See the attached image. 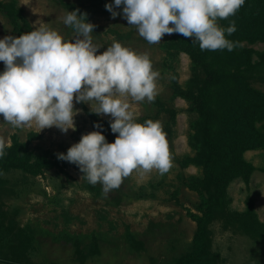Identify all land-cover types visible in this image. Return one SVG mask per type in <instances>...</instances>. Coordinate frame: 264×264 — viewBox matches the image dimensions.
Instances as JSON below:
<instances>
[{
	"label": "rangeland",
	"instance_id": "rangeland-1",
	"mask_svg": "<svg viewBox=\"0 0 264 264\" xmlns=\"http://www.w3.org/2000/svg\"><path fill=\"white\" fill-rule=\"evenodd\" d=\"M0 2L13 4L17 12L12 21L0 9V39L18 38L44 24L66 42L72 41L76 33L63 18L79 9L96 26L91 35L100 48L98 55L115 42L147 54L153 70L159 72L155 100L137 103L129 98V102L136 122L161 123L173 163L164 175L153 171L141 179L133 173L105 197L101 184L88 183L78 166L58 159V154L66 155L83 135L101 131L92 116L111 123L110 116L96 115L89 104L76 103L80 112L76 130L64 133L56 127L13 128L0 115L2 158L17 140L25 145L31 161L45 157L53 163L35 175L0 165V258L12 257L20 264H179L193 251L202 204L215 190L201 165L185 163L206 151L200 116L178 95L179 90L197 93L205 79L203 70L188 54L170 47L173 34H166L159 44H149L123 18L122 6L116 9L121 15L113 19L105 5L114 0ZM243 46L264 51L261 42ZM4 70L0 62V74ZM247 81L264 92V67L248 74ZM34 134L37 137L31 140ZM194 134L196 148L190 145ZM243 159L251 178L232 180L230 203L213 209L207 225V264H264V227L258 225H264V150H248ZM249 202L254 204L255 219L248 215Z\"/></svg>",
	"mask_w": 264,
	"mask_h": 264
},
{
	"label": "clouds",
	"instance_id": "clouds-1",
	"mask_svg": "<svg viewBox=\"0 0 264 264\" xmlns=\"http://www.w3.org/2000/svg\"><path fill=\"white\" fill-rule=\"evenodd\" d=\"M245 0H114L106 10L115 19L121 13L149 44L167 35L180 34L199 43L201 51L240 46L226 39L236 32L235 22L224 29L218 20L233 17ZM63 23L76 38L66 42L55 30L41 24L18 38L0 39V115L13 128L56 127L75 131L76 103H86L96 115L112 118L111 131L118 136L108 143L99 131L81 137L58 159L75 164L91 185L101 184L106 197L133 173L141 179L153 171L164 175L173 167L166 133L159 121L135 120L132 102H154L159 72L147 54L113 43L102 54L93 43L96 27L87 13L68 12ZM100 127L99 124L96 125ZM40 131V132H41ZM5 141L0 138V158Z\"/></svg>",
	"mask_w": 264,
	"mask_h": 264
},
{
	"label": "trees",
	"instance_id": "trees-1",
	"mask_svg": "<svg viewBox=\"0 0 264 264\" xmlns=\"http://www.w3.org/2000/svg\"><path fill=\"white\" fill-rule=\"evenodd\" d=\"M1 11L12 21L16 18L13 4L0 2ZM235 22L236 32L225 33L226 39L239 42L238 47L201 51L199 43L192 38L173 34L170 47L189 55L192 63L200 67L205 79L197 93L191 90L178 91V95L190 103V109L201 119L203 145L206 154L189 158L187 165H201L214 184V194L202 204V216L197 218V233L193 251L181 259L179 264H207L210 252L207 247V225L212 219L213 209L227 206L231 199L228 186L236 178L249 181L252 175L243 154L248 150H264V92L251 87L247 75L257 67H264V51L243 46V43H264V0H245L235 16L218 20V25L227 29ZM256 58V59H254ZM92 122L100 125V132L108 143H114L118 134L111 133L108 121H99L92 116ZM31 135L30 139H36ZM190 145L196 148L195 134L190 136ZM25 145L15 140L8 149V155L0 165L37 174L41 168L53 163L45 157L31 158L24 153ZM77 167L75 164L68 163ZM248 215L255 219L253 202L248 203ZM257 222V221H256ZM264 227L263 224L258 223ZM0 264H20L14 258H0Z\"/></svg>",
	"mask_w": 264,
	"mask_h": 264
}]
</instances>
